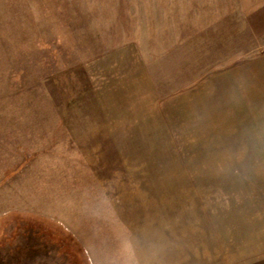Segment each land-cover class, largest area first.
<instances>
[{
    "label": "rangeland",
    "instance_id": "1",
    "mask_svg": "<svg viewBox=\"0 0 264 264\" xmlns=\"http://www.w3.org/2000/svg\"><path fill=\"white\" fill-rule=\"evenodd\" d=\"M0 264H264V0H0Z\"/></svg>",
    "mask_w": 264,
    "mask_h": 264
},
{
    "label": "crops",
    "instance_id": "2",
    "mask_svg": "<svg viewBox=\"0 0 264 264\" xmlns=\"http://www.w3.org/2000/svg\"><path fill=\"white\" fill-rule=\"evenodd\" d=\"M239 68H240V72H241L240 76L242 78L241 85L245 87V93L242 96V98H240L241 102L239 105V107H240L239 110H241L240 112H242L243 115H244V113H245V115H247L246 112L248 111V106H249V110H250V107L256 108L257 109V110H255L256 113L255 112H254L255 114L251 113V117H257L260 114V112H259L260 110H258V106L260 107L261 104L263 103L262 99L260 98L261 95H256V93H253V89H251L247 92L246 87L248 86V84H250V85L254 84V86L258 84L259 86H262L263 68H262V66L258 60L250 61V62L245 61L242 64H240ZM229 74H231L230 70H227L222 75L226 77ZM141 78L142 79L139 82L143 84V82L145 81V78L143 77V75L141 76ZM140 92L141 91L139 90V85H138L136 88V93L138 94ZM132 103L142 104V107H140V108H142V109L145 108L143 100H138L135 98L132 101ZM243 109L245 111H242ZM125 116H126L127 121L125 118H123L121 120V118L118 117V120L120 119L121 121L120 122L117 121L119 124L111 126L109 133L115 134V133L125 132V133H131V134H135V133L144 134V133L150 132V131H147L146 129H144V128H146L144 119L138 118L137 119L138 122L135 123V120H134L133 124L131 125V122H129L128 119L129 118L132 119V118L129 116V114L126 115V113H125Z\"/></svg>",
    "mask_w": 264,
    "mask_h": 264
},
{
    "label": "clouds",
    "instance_id": "3",
    "mask_svg": "<svg viewBox=\"0 0 264 264\" xmlns=\"http://www.w3.org/2000/svg\"><path fill=\"white\" fill-rule=\"evenodd\" d=\"M152 250V245L149 243L146 245V251L150 254Z\"/></svg>",
    "mask_w": 264,
    "mask_h": 264
}]
</instances>
